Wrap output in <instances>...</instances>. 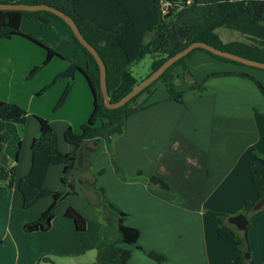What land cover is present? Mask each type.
Listing matches in <instances>:
<instances>
[{
    "label": "crops",
    "instance_id": "1",
    "mask_svg": "<svg viewBox=\"0 0 264 264\" xmlns=\"http://www.w3.org/2000/svg\"><path fill=\"white\" fill-rule=\"evenodd\" d=\"M50 23L43 26L25 17L21 26L86 65L89 57L78 48L71 27L56 17H50ZM0 47L10 55L0 52V99L28 111L24 124H6L11 135L7 152L17 165L18 181L12 187L0 186V264H73L68 257L76 255L77 249L84 254L96 249L99 242V225L95 224L92 238L85 209L66 202L75 193L80 197L79 183L74 188L70 185L79 143L102 122L93 92L74 62L59 56L47 61V50L24 36L0 38ZM189 58L192 69L201 59H215L197 50ZM217 70L246 71L264 84V71L233 62L223 63ZM139 81L131 71L123 73L111 97L119 99ZM161 85L165 84L144 94L149 106L128 116L113 135L98 138L97 148H85L96 176L94 186L102 200L106 198L128 213L126 223L140 230L138 243L144 249L167 257L157 261L132 245L129 264H237L236 244L222 239L217 227L220 215L240 213L247 199L259 200L250 163L254 152L264 156V94L252 79L240 75L214 76L204 90L185 92L184 102L167 99L166 86L158 94ZM75 107L83 112L70 117ZM36 115L50 120L58 150L62 155L72 153V160L32 148L40 133ZM104 140L113 154L105 163L96 154ZM152 175L163 177L170 192L151 184ZM36 190L47 193L34 198ZM56 191L65 194L51 228L26 231L25 224L48 209ZM70 207L87 218L85 231H78L74 220L65 215ZM249 241L253 264H264V212L252 219ZM46 254L60 259L41 260Z\"/></svg>",
    "mask_w": 264,
    "mask_h": 264
},
{
    "label": "trees",
    "instance_id": "2",
    "mask_svg": "<svg viewBox=\"0 0 264 264\" xmlns=\"http://www.w3.org/2000/svg\"><path fill=\"white\" fill-rule=\"evenodd\" d=\"M0 2L47 3L60 8L71 15L78 23L85 37L97 48L107 66V84L110 90L116 89L122 80L123 73L132 71L148 54L153 55L150 72L158 68L169 56L177 53L196 40H204L217 47L233 51L244 56L264 61V0H0ZM50 26V17L60 16L46 10L0 9V38H11L15 35L24 36L43 46L47 52V61L54 56L66 58L74 62L87 78L94 95L95 110L102 119L99 127L89 133L90 137L108 138L122 128L128 116L149 106L147 98L139 101L146 92L150 94L153 86L164 83L168 90L167 99L184 102L187 91H202L206 82L221 75H240L252 79L264 94V84L254 75L239 70H214L202 78L193 76L190 83L183 88L175 82L177 68L188 72L186 58L196 50H204L214 57L246 65L214 54L203 48H196L180 58L155 81L117 108L106 106L100 85L99 66L94 55L74 35L78 48L89 57L86 65L80 64L73 57L67 56L54 46L43 41L32 32L22 28L23 18ZM66 23V22H65ZM68 25V24H67ZM229 27L240 31L244 39L225 42L217 28ZM74 34V33H73ZM92 61V63H90ZM248 66V65H247ZM251 66V65H249ZM253 68H256L253 66ZM259 68V67H257ZM143 79V78H142ZM28 111L23 106L0 99V186H14L17 181V165L13 163L7 152L11 135L6 127L8 122L24 124ZM40 123V133L34 138L32 148L45 155H58L72 160V153L62 155L58 150V138L48 118L36 115ZM68 165L66 168L68 169ZM252 181L259 199L264 198V156L254 152L250 163ZM151 184H157L166 192H170L169 183L159 175H152ZM47 192L36 190L34 198L44 196ZM65 193L56 191L54 200L42 215L25 224L29 232L49 230L52 220L57 214V206ZM111 212L112 219L102 230L101 240L97 244L98 264H129L131 245L143 249L157 261L167 259L165 255L154 250H146L139 243L140 230L126 223L128 213L116 207L106 198L103 200ZM256 202L246 200L241 212L249 218L248 227L239 229L230 223L229 214L219 216L217 231L219 236L237 246V264H253L249 231L252 219L264 212V205L255 210ZM66 216L72 218L78 231H85L87 218L77 209L70 207ZM0 242L2 240L0 239ZM124 244H120V243ZM51 259L44 255L41 260Z\"/></svg>",
    "mask_w": 264,
    "mask_h": 264
},
{
    "label": "water",
    "instance_id": "3",
    "mask_svg": "<svg viewBox=\"0 0 264 264\" xmlns=\"http://www.w3.org/2000/svg\"><path fill=\"white\" fill-rule=\"evenodd\" d=\"M0 9L46 10L51 11L52 13L60 16L71 27L74 35L78 38V40L94 55L99 66L102 94L104 97L105 104L109 108H117L122 105H125L129 100H131L134 96L141 92L145 87H147L153 81L158 79L168 67H170L177 60L186 56L188 53H190L196 48H203L214 54L242 62L246 65H251L264 69V61L253 59L233 51L222 49L204 40H196L190 43L185 48L178 51L177 53L169 56L158 68L152 71L145 78L141 79L134 87L129 89L119 99L113 100L111 98V93L107 84L106 63L97 48L82 33L78 23L71 15L61 10L60 8L47 3L0 2ZM98 146V137H91L87 139H82L80 141L79 149L75 153V160L71 169V173H73V175L70 183L71 187L73 188V184H75L76 181L81 184L84 187L85 195L94 204L100 203L103 197L100 194L101 192L94 186L96 182V176L91 168V159H89V157L85 155V148L93 150ZM83 163L86 164L85 168L83 167ZM263 205L264 198L262 197L255 203L253 208L257 210L260 209ZM106 212L107 218H111V212L108 208H106ZM228 220L230 223H233L239 229L242 230L246 229L250 222L247 215L243 212L230 215ZM246 256H250V253H246Z\"/></svg>",
    "mask_w": 264,
    "mask_h": 264
},
{
    "label": "rangeland",
    "instance_id": "4",
    "mask_svg": "<svg viewBox=\"0 0 264 264\" xmlns=\"http://www.w3.org/2000/svg\"><path fill=\"white\" fill-rule=\"evenodd\" d=\"M217 31L219 33V35L221 36V38L223 39V41L228 42V41H233V40H241L244 39L243 34L233 28H229V27H219L217 28ZM199 52H203L205 54H210L204 50H197ZM0 52L1 53H6V55L8 57H10L9 54H7V52L5 51V49L3 47H0ZM211 55V54H210ZM15 56L17 57V55L15 54ZM21 57V56H20ZM190 59V62H189ZM212 61H208L207 59H201L200 62L197 64H195V71H193L194 69H192V66L190 65L191 62V58H186V61L188 63V71L190 74H188V72L183 73V69H182V74H180L181 76H175V82L177 85H179V88H183L182 86L187 82L190 83L193 80V74H198L199 77H197V75L195 74L194 77L196 78H200L202 76H204L208 71H213V70H217L218 68H220L223 63H227L230 61H227L225 59H221V58H217L215 57V59H211ZM152 61H153V55L152 54H148L146 57H144L139 63L135 64L132 68V73L133 75H136L137 78L139 80H141L142 78H145L146 75L150 72L151 70V66H152ZM197 65V66H196ZM240 65L241 67L245 68V69H249V70H259V71H264V69L261 68H253V66H247V65H241V64H237ZM181 69V68H180ZM179 69V71H180ZM196 69H199V71H197ZM193 72V73H192ZM139 76V77H138ZM160 84L163 83H158L157 85L159 86ZM156 87V86H153ZM160 87V86H159ZM161 87L163 88H159L160 90L158 91V94H160L161 92H163L164 90L166 91V89L164 88L165 85H161ZM164 91V92H165ZM92 94V92H91ZM147 96V95H146ZM146 96H141L139 98V101L144 100ZM93 97V96H91ZM112 98V97H111ZM113 99V98H112ZM113 100H117V99H113ZM93 107V103L91 102L89 108ZM77 109V107L74 108V111L72 110V112L70 114H68L70 117H73L74 115H78L80 113L83 112V110H79V111H75ZM62 113H64L63 111H61ZM60 113V114H62ZM11 139V138H10ZM105 143L108 144V142L106 140L103 141V143L101 144V147L98 149L96 154H99V156H103V163H105V159L109 160V158L112 159L113 154H112V148L110 150H107L105 148ZM103 150H105L106 154L103 155ZM112 165V164H111ZM114 166V164H113ZM115 167V166H114ZM92 168V166H91ZM107 179V177H106ZM78 189L81 191H78L80 197H76L75 194L73 196H71V198H69L68 200H66V202H71L73 201L75 204H78L79 206L83 207L85 209V211L88 214L89 217V221H91V237L94 238L95 232H96V228L97 226L95 224L99 225V232H98V240H101L102 237V230L105 227V225L107 224V220H111L112 219V215L111 218H107V212H106V206L103 200H101L100 203L94 204L90 201V199L85 195V191H84V187L81 184H77ZM82 197V198H81ZM80 201H84V205H80ZM59 208V207H58ZM93 216H96V222L93 223L94 219H92ZM79 234V233H78ZM81 242V240H79ZM120 244H124V243H120ZM83 247V246H82ZM132 247V245H131ZM77 253L81 252L79 251L80 249H77ZM82 250V249H81ZM72 252H76L75 250H73ZM86 252V250H85ZM47 253V252H46ZM50 253V251L48 252ZM74 253V255L69 256L68 258H70L72 260L73 264H97V247L96 249H92L87 251L84 254H80L79 256L78 254ZM47 255V254H46ZM48 256H50L52 258V260H55L56 262H58L57 260H59L60 258L57 257L56 255L53 254H48ZM78 256V257H77ZM45 261H42L41 263H43ZM49 262V261H48ZM50 264V263H49ZM64 264V263H63Z\"/></svg>",
    "mask_w": 264,
    "mask_h": 264
}]
</instances>
